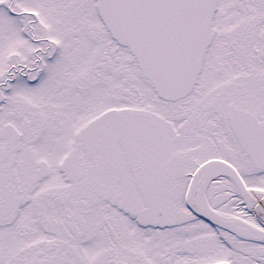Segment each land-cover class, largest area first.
<instances>
[{
  "label": "flooded vegetation",
  "instance_id": "obj_1",
  "mask_svg": "<svg viewBox=\"0 0 264 264\" xmlns=\"http://www.w3.org/2000/svg\"><path fill=\"white\" fill-rule=\"evenodd\" d=\"M223 1L226 24L192 91L174 102L137 71L117 90L109 80L98 88L93 64L54 72L51 44L30 24L36 11L28 21L12 10L18 33L39 47L0 73V264H195L200 237L203 264L212 247L217 264H264V0ZM129 85L139 110L127 108ZM196 156L205 158L194 165Z\"/></svg>",
  "mask_w": 264,
  "mask_h": 264
},
{
  "label": "water",
  "instance_id": "obj_2",
  "mask_svg": "<svg viewBox=\"0 0 264 264\" xmlns=\"http://www.w3.org/2000/svg\"><path fill=\"white\" fill-rule=\"evenodd\" d=\"M97 1L105 29L128 49L159 97L185 96L210 43L217 0ZM205 214L210 223L231 229L215 215Z\"/></svg>",
  "mask_w": 264,
  "mask_h": 264
},
{
  "label": "rangeland",
  "instance_id": "obj_3",
  "mask_svg": "<svg viewBox=\"0 0 264 264\" xmlns=\"http://www.w3.org/2000/svg\"><path fill=\"white\" fill-rule=\"evenodd\" d=\"M229 2L231 4V1ZM252 2L254 0H242L243 5H250ZM35 3L29 0H0V73H4L3 64L5 63H21V65L25 66V63H23L24 60L29 56L32 57V51L39 47L37 44L32 46L22 38L20 32L18 33L15 26L16 23L7 15L5 10L11 4L13 6L12 10L21 12L23 17L28 21L31 18L25 14L27 11H36L35 13L38 14L37 21L31 22L30 24L34 27L33 30L36 38H48V42L51 45L47 56L50 58L49 61H51L54 72H58L61 68L68 69L71 67L74 69L77 67V62H84L81 67L89 71V66L93 64V66L97 67L99 75L98 88L107 89L109 80L113 83L111 87L116 90L121 88L122 83H125L124 75H127L130 79L135 76L132 75L136 73V70L130 56L124 49L118 48L111 41L107 40L102 28L97 24L92 0H47L35 1ZM222 8L220 7L221 12L219 11L214 17V31L216 32V36L219 30H222L220 27L226 24L225 17L228 13L225 15ZM229 8L232 9V6L229 5ZM233 9L235 8L233 7ZM220 17H223L221 24ZM54 44H56V48H54ZM210 51L214 52V49L212 48ZM78 73H81V71ZM35 76L38 77L37 73ZM0 77L3 79L2 76ZM18 81L21 92L19 97L21 99L20 103H24L23 101L26 98L25 93L29 88L28 81L23 79V77H20ZM16 84L14 85L16 86ZM129 86L131 99L129 100L127 108L139 110L140 101L134 93L135 87L132 85ZM7 88L9 89L10 86H7ZM4 89H2V104L9 106L13 102V97L9 92L7 94ZM7 113H9L8 108L3 110V114ZM204 158L205 156H196L193 164L196 165L203 161ZM214 233L215 231L211 230L212 244L217 242V237L213 236ZM195 242L199 244V247L196 246L195 248L194 263L203 264V239L200 237ZM218 250L216 248L213 249V247L210 249V264L220 262Z\"/></svg>",
  "mask_w": 264,
  "mask_h": 264
},
{
  "label": "bare ground",
  "instance_id": "obj_4",
  "mask_svg": "<svg viewBox=\"0 0 264 264\" xmlns=\"http://www.w3.org/2000/svg\"><path fill=\"white\" fill-rule=\"evenodd\" d=\"M261 210H262V212L264 213V202H263L262 205H261Z\"/></svg>",
  "mask_w": 264,
  "mask_h": 264
}]
</instances>
